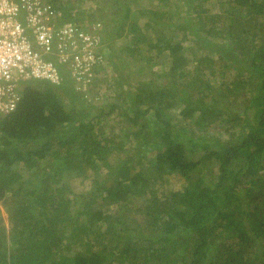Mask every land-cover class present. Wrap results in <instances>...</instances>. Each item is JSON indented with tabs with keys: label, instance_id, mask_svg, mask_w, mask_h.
I'll use <instances>...</instances> for the list:
<instances>
[{
	"label": "trees",
	"instance_id": "obj_1",
	"mask_svg": "<svg viewBox=\"0 0 264 264\" xmlns=\"http://www.w3.org/2000/svg\"><path fill=\"white\" fill-rule=\"evenodd\" d=\"M75 1L52 0L63 21L73 20L86 30L92 23H103L110 50L107 66L113 65L118 75L124 74L121 55L127 52L142 59L154 58V50L155 56L169 52L173 62L160 87H137L138 94L131 98L129 91L133 89L125 83L123 96L130 97L133 105L124 109L117 101L108 109L99 105L96 117L90 118L84 112L92 104L69 79L60 86L43 80L25 83L18 107L0 117V264H249L256 251L252 264H264V37L260 36L264 30V0H228L227 23H222V14L213 10L214 0H187V16L182 15L180 21L174 20L172 9L159 3L168 4L170 0H151L148 4L119 1L116 11L123 15L116 18L119 28H114L115 35H123L127 22L133 35L129 45L116 49L114 35L109 41L107 14L92 19L88 16L94 12L91 8L74 14L71 5ZM131 2L140 4L135 8ZM142 17L147 19L145 23L140 22ZM175 26L197 40L204 38L202 31L226 38L219 29L222 26L226 30L227 26L230 42L207 38L206 44L229 63H236L239 71L233 79L222 82V89L215 88L218 91L212 105L198 91L200 82L209 79L207 68L214 67V61L203 54L193 69L185 67L184 45L174 38ZM169 78L176 83L187 78L186 88L177 92ZM98 81L99 75L92 82L96 95L101 92L96 89L100 87ZM59 91L70 99H62ZM144 94L149 95L150 103L141 107L138 102L145 99ZM241 101L243 109L238 108ZM176 102L184 105L182 113L196 117L203 134H188L182 122L174 128L173 116L164 108ZM118 108L127 118V123L121 122L128 126L124 134L137 137L143 147L131 154L133 161L127 155L121 165H116L117 172L109 170L110 176L103 178L102 167L114 168L117 163L108 158L123 140L115 132L108 133L101 122ZM147 117L153 119L148 121ZM217 120L227 124L225 129L232 137L230 143L212 148L210 138L215 134L209 124ZM156 125L162 126L161 137L154 134ZM180 134L192 145L179 140ZM203 146L206 151L197 157L195 149ZM147 151L157 157V174H177L181 186L162 196L152 187L145 206L148 218L139 226L141 238L134 239L125 226H117L124 223L128 200L146 196L150 182L143 174L136 172L127 178L132 162L141 160ZM45 159L47 170L40 175ZM213 159L220 165L218 180L211 185L205 182L201 163ZM19 165L29 169L31 177L24 178ZM79 176L82 181L92 177V190H77L72 181ZM98 194L108 201L106 206L123 201L125 208L114 212L93 207ZM77 208L90 223L75 221ZM69 226L70 232L66 231ZM221 237L224 241H218ZM82 243L84 249L80 248Z\"/></svg>",
	"mask_w": 264,
	"mask_h": 264
},
{
	"label": "rangeland",
	"instance_id": "obj_2",
	"mask_svg": "<svg viewBox=\"0 0 264 264\" xmlns=\"http://www.w3.org/2000/svg\"><path fill=\"white\" fill-rule=\"evenodd\" d=\"M119 1L122 3L125 0H78V1L73 2V4L71 5V10L74 11V14H79L80 12H84L86 8H91L94 12L90 13L88 16L92 19L93 18L97 19V17H100V16L103 17V15H105L106 17V14H107L108 16L107 19L109 20V23L107 25L108 27L107 33L110 34L109 41L112 40L110 36L114 35L115 41H112V42L116 49V48H121L125 45H129L131 43V36L133 35L130 30L128 22L125 25H123L125 28V32L123 33V35H121L120 37L115 35V33L117 32L116 30H118L119 28L117 27L118 25H116L118 21L116 20V18L123 15V12L120 13L119 11H116L117 10L116 5H117V2ZM141 1L143 2V4H148L151 2V0L150 1L141 0ZM227 1L228 0H214V3H211L213 10L218 11V13L222 14V17H221L222 23H227V21H229V17L226 16V11L228 9L227 8L228 6L226 5ZM159 3L161 4V7H164L165 9H172L174 11L175 13L174 20L179 19L178 21H180L182 15L187 16L185 12V9L187 6L186 4L187 0H170L168 4H165L164 2H159ZM131 4L133 7L138 8L140 3L131 2ZM194 4H198V1H195ZM84 15H85L84 16L85 18L88 17L87 14H84ZM131 19L132 18H130L128 21L130 22ZM260 19H262L261 16H260ZM145 21H147L145 17H142L140 19L141 23H145ZM219 30L222 31L223 36H225L226 38H222V37L210 35V34L208 35V32L202 31V36L204 38L197 40L193 36H188V34L185 35L183 29H180V28L178 29L176 26H175V29L173 28L175 40H182L183 45H184L183 52H184V55H186L185 67L193 69L195 64H197V59L201 57V55L203 54H208L210 56V59L214 61L213 63L214 67L207 68V77L209 79L207 80V82L203 84L202 82H200L201 84L199 85L200 88L198 91L199 94L203 93L207 100L208 99L211 100V103H210L211 105L213 104V101H214L213 96L218 91L215 88L220 86L222 89V82L225 79H233L234 78L233 74L239 71L236 63L234 62L229 63L227 59H224L223 57L220 56V52H217L216 50H213L211 48L212 45L206 44L207 38H209V40L212 42L214 41H220V42L226 41V43L230 42L231 38L230 37L228 38L227 36V34H229V32H227L228 31L227 26H226V30L222 26ZM186 33H187V30H186ZM260 36L264 37V30L260 33ZM145 49H147V47H145ZM145 54H147V51L144 52V55ZM155 54H156V51L154 50L153 52L154 58L150 56L149 57L150 61H149L148 57L145 59H142V57L140 56H128L129 55L128 52L123 53V55H121L122 61H123L122 63L125 64V66L121 70L124 73L122 76L118 75L116 72L117 70L115 71L112 68L113 65L106 66L104 69L100 70L99 72L101 73V76H100V81H98V84L100 83L99 85L100 87H96V89H100L101 92L97 93V97H98L97 99H94L92 95L90 96L91 99L85 98L88 104L89 103L92 104V105L87 104L88 105L87 107L89 110L86 111L85 109V112H84L85 115L86 113H88L87 115L88 118L96 117V114L98 113V111H100L99 105H101V107H106L108 109L109 104L111 102H116V101L119 102L120 105H122L121 109H124V107L129 104L133 105V100L129 98L130 97L132 98L133 96L136 95L137 89L139 87L146 88L147 84L150 85L151 88L160 87L162 82H164L163 78L165 77L167 73L166 72L167 69H169L170 65H172L173 56H171L169 52L159 53L156 56ZM124 76H126V81L124 80ZM246 76H247V72L244 74V77ZM122 77L124 80L123 82L121 81ZM169 80L171 81V83L174 82L171 80V78H169ZM187 80L188 79L185 78L182 83L174 82L177 92H180L182 91V89L186 88L184 86L186 85L185 83L187 82ZM125 83H127L126 85H130L131 89H133L129 91L130 97L128 98L124 97L123 96L124 94L122 93L123 85ZM145 92H148V91L145 90ZM59 94L63 97L62 99H67V100L70 99L68 96L62 94L60 91H59ZM143 97H145V99L144 100L141 99L138 102L139 106L141 107H145L148 103H150V101L148 100V97H149L148 94H144ZM195 98L197 99L198 96H195ZM183 106L182 104L178 105V103L176 102L175 106L164 108L166 113L173 116L171 119L173 123H175L174 128L179 126L178 122H182L184 123V125H187L188 134H193V133H195V135L203 134L204 129L200 130L199 125L196 122V117L187 116L186 114L181 112V110L183 109ZM244 106L245 104L241 101L238 105V108L243 109ZM67 107H70V104L67 105ZM119 110L120 109L118 108V110H115L114 112L109 114L101 122V125L104 127V129L108 133L115 132L117 135H120L123 140V142L119 146V149H115L114 153L111 154V156L108 158L110 162L117 163L115 164L114 168L108 169L105 166L102 167L101 177L103 178L110 176L108 174L109 170H113V172H117L118 168L116 167V165H121L124 159L126 160L127 155H128V158H130L129 160L133 161L131 154L136 153L135 150L137 149L140 150L141 147H143V146L138 145V143L140 142L137 140L138 139L137 137L133 138V136H131L129 138L128 136L124 134L125 133L124 127H128V126L125 124L123 125L121 122L127 123L126 122L127 118L125 117L126 114L119 113ZM254 112H255V109L250 110V114L253 115ZM129 113L131 112L129 111ZM196 113H199V112H196ZM152 119L153 117H147L148 121H151ZM232 124L233 123H229V126H231ZM211 125L213 126L212 128H211ZM226 125L227 124H224L220 120L212 121L211 124H209V130L214 129L213 132L215 134V137L210 138L211 146L209 147L219 148L221 147V144H224L226 142L230 143L229 139L232 136L229 134V131L225 129V127H227ZM156 126H154L153 128L154 134L157 137H161V134L163 132L162 126H158V125ZM193 127H195L196 129L193 130ZM234 138H237L236 134H234ZM178 139L182 140L188 146L192 145L193 143L191 140L189 141L188 137L184 136L183 134L178 135ZM216 140H218V142ZM206 148L207 147L205 146H203L202 148H198V149L196 148L195 150L197 153L196 154L197 157L201 156L206 151ZM153 151L151 152L147 151L145 157H142L141 160L132 162L133 163L132 167L129 170L131 174L127 178L129 180L131 179L130 177H132L136 172H139L141 173V175L143 174V177H145L150 182L148 190L146 191V194H145L146 196L144 195L142 197L137 196V197H134L128 200V209H126L125 211L126 214L124 216V223L122 225L118 224L117 226L118 228H122L125 226L126 231H130V234L134 236L132 237L134 239L141 238L140 235H142V232L139 226L141 225V223L145 222L148 218V212L146 211L145 206H146V202L149 201L150 191L152 187L155 188V191L158 195L162 196L164 193L177 189L181 186V184L177 182V179H176L177 174H174V173L166 174L164 177L157 174V157ZM46 164L47 162L45 159L41 167L42 170L39 169L40 175L43 174L45 170H47V168L45 167ZM219 165L220 163L216 159H213L207 162L205 161V163H201L202 174L206 176L205 177L206 183L214 185V183L218 180ZM18 168H19V172L23 174L24 178L27 179L31 177L32 174L29 169L23 168L20 165L18 166ZM91 172L92 170H90L88 174L92 176ZM91 178L92 177L88 176L87 178H85V181H82L81 176H79L72 182L75 183L76 186H78L77 190L82 189V188L86 189V188L91 187L90 186V182L92 184V181H90ZM90 189L92 190V188ZM146 197H148L147 200H146ZM106 202L108 201L102 198V194H98V196L96 197V201L93 202L92 204H93V207L102 206L114 212L119 211V210L121 211L125 208L124 206L125 203H123V201L117 202V203L110 202L108 203V206H106ZM80 208L83 209V207H80ZM74 217H76L74 218L75 221L76 219H78L79 222L87 221L88 223H90L88 216L84 213H80L79 208L75 209ZM134 226H138V228L136 227L134 228ZM66 231L70 232V226L66 228ZM87 238L88 237H86L85 235L83 236V240L86 241ZM69 239L71 240L72 236L71 237L69 236ZM220 240L224 241L222 237L218 238V241ZM227 240L229 243L232 242V239H227ZM71 242H73V240ZM82 244H80L81 245L80 248L84 249L86 245L85 244L82 245ZM261 244H264L262 240H261ZM257 250L258 252H260L261 250L260 247ZM256 253L257 251L254 254ZM254 254L251 255L252 258L249 259V264H252L253 260L254 262H256Z\"/></svg>",
	"mask_w": 264,
	"mask_h": 264
},
{
	"label": "built area",
	"instance_id": "obj_3",
	"mask_svg": "<svg viewBox=\"0 0 264 264\" xmlns=\"http://www.w3.org/2000/svg\"><path fill=\"white\" fill-rule=\"evenodd\" d=\"M103 23L89 30L63 21L52 0H0V115L15 110L28 81L60 86L69 79L97 99L96 76L109 61Z\"/></svg>",
	"mask_w": 264,
	"mask_h": 264
}]
</instances>
